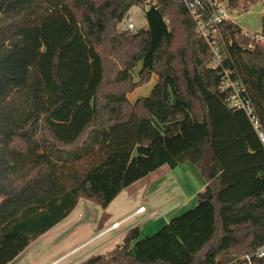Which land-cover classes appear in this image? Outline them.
Returning <instances> with one entry per match:
<instances>
[{"label": "trees", "instance_id": "obj_1", "mask_svg": "<svg viewBox=\"0 0 264 264\" xmlns=\"http://www.w3.org/2000/svg\"><path fill=\"white\" fill-rule=\"evenodd\" d=\"M258 1L228 0L238 11ZM135 5L148 26L120 29ZM224 33L229 54L213 69L184 0H0V264L81 198L107 208L184 162L206 181L194 207L78 264H243L264 243V144L221 88L234 71L264 132V44L233 22ZM139 63L140 83L157 79L131 102Z\"/></svg>", "mask_w": 264, "mask_h": 264}, {"label": "rangeland", "instance_id": "obj_2", "mask_svg": "<svg viewBox=\"0 0 264 264\" xmlns=\"http://www.w3.org/2000/svg\"><path fill=\"white\" fill-rule=\"evenodd\" d=\"M145 10L146 5L131 7L120 24V29H124L123 25L128 21L135 24L136 30L147 27ZM232 15L234 23L242 30H262L264 7L261 0L250 5L248 10L233 11ZM141 67L142 63H139L133 70L134 78L138 80L135 82L136 87L128 93L131 102L147 95L157 79L153 74L148 82L140 83L142 79L138 72ZM204 184L205 178L199 168L190 162H184L174 168L162 165L123 189L107 208L81 198L70 214L51 230L37 237L16 263L28 257L37 264H44L84 241L61 263L76 264L93 254L110 252L123 242L127 231L134 226H139V238L152 235L171 218L194 207L197 204V193L203 190ZM140 205L146 207L143 212L123 219L118 227L106 232L114 224H111L113 221L121 219ZM108 225L110 226L107 227ZM116 231L125 232V235L116 236ZM233 262L238 263V259Z\"/></svg>", "mask_w": 264, "mask_h": 264}, {"label": "built area", "instance_id": "obj_3", "mask_svg": "<svg viewBox=\"0 0 264 264\" xmlns=\"http://www.w3.org/2000/svg\"><path fill=\"white\" fill-rule=\"evenodd\" d=\"M184 2L196 22L199 35L209 46L212 54L210 66L213 69L223 68L224 62L229 54V45L232 43L224 33V25L226 22L234 23L232 14L235 10L230 9L228 0H184ZM261 3L264 7V0H261ZM123 26L124 29L136 30V26L132 21H128ZM242 32L249 38L250 47L256 44H264V21L261 31L242 30ZM221 88L232 90L229 96L230 104L246 111L264 144V132L259 118L255 114L250 100L243 94L245 88L234 71L226 68L222 70ZM144 210L145 207L142 206L131 216L141 213ZM124 220L115 222L109 229H107V231L118 227ZM263 256L264 243L253 252L243 255L241 259L243 264H253L252 260L254 257Z\"/></svg>", "mask_w": 264, "mask_h": 264}, {"label": "crops", "instance_id": "obj_4", "mask_svg": "<svg viewBox=\"0 0 264 264\" xmlns=\"http://www.w3.org/2000/svg\"><path fill=\"white\" fill-rule=\"evenodd\" d=\"M156 82V81H155ZM152 89V88H151ZM205 186H206V181H205V184H204V188H205ZM203 188V189H204ZM145 207L144 205H140V206H138L134 211H132L131 213H129V214H127L126 216H124V217H122L121 219H118V220H115V221H113L111 224H113V223H115V222H119V221H121V220H123V219H128V217H130L139 207ZM145 209H146V207H145ZM131 218V217H130ZM110 224V225H111ZM110 225H108L107 227H109ZM106 227V228H107ZM105 228V229H106ZM102 229H104V226H102ZM108 229V228H107ZM51 230V229H50ZM109 231V230H108ZM108 231H106V232H108ZM120 235H125V232H122V233H120L119 231H116V236H120ZM34 240H36V239H34ZM34 240H32L31 241V243L34 241ZM30 243V244H31ZM84 243V241L83 242H81L80 244H78V245H75L74 247H72L70 250H68L67 252H65V253H63V254H61L60 256H58V257H56V258H53V259H51V260H49L48 262H46V263H44V264H61L66 258H68V256H70L73 252H75L80 246H81V244H83ZM30 244H29V246H30ZM29 246H27V248L29 247ZM26 248V249H27ZM25 249V250H26ZM25 250H23L15 259H13L11 262H9L8 264H37L36 262H35V260H33L32 258H25V259H23L22 261H20V262H18V263H16V261H17V259L19 258V256L25 251ZM80 263V262H79ZM68 264V263H67ZM76 264H78V263H76Z\"/></svg>", "mask_w": 264, "mask_h": 264}, {"label": "water", "instance_id": "obj_5", "mask_svg": "<svg viewBox=\"0 0 264 264\" xmlns=\"http://www.w3.org/2000/svg\"><path fill=\"white\" fill-rule=\"evenodd\" d=\"M137 80H138L137 78H134V82H137Z\"/></svg>", "mask_w": 264, "mask_h": 264}]
</instances>
